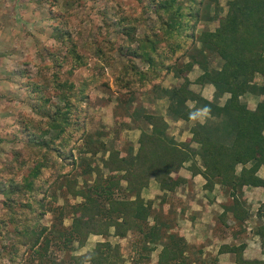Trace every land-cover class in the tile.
<instances>
[{"label": "trees", "instance_id": "16d2710c", "mask_svg": "<svg viewBox=\"0 0 264 264\" xmlns=\"http://www.w3.org/2000/svg\"><path fill=\"white\" fill-rule=\"evenodd\" d=\"M204 1L151 0L149 6L155 12L158 23L148 28L141 38L135 36L132 23L136 18L144 21L142 12L136 18L118 17L124 35L118 47L125 46L127 51L124 67L118 69L113 77L116 90L130 95L136 89L159 90L168 99L167 113L173 119L188 121L200 110H207L206 120L191 127L188 141L177 142L169 137L165 119L151 113L143 115L150 129L141 130L139 145L133 154L106 148L105 143L98 139L99 135H84V103H87L88 89L96 85L94 78L83 81L79 86L60 84L58 89L63 105L52 113H44L45 119L24 124L26 139L21 148L10 149L8 175L4 173L5 169L0 171V176L1 173L5 175L0 181L3 197L0 211L4 215L0 226L12 224L13 227L14 243L10 245L12 254L8 255L12 263L21 261L26 249L34 250L41 260L48 252L51 237L46 236V226L38 227V220L47 211V196L56 200V195L50 192L51 187L74 169L76 161L72 151L83 136L85 153L91 156L104 154L101 163L108 170V175L95 165L88 166L84 171L94 174L91 186L87 187L84 183L77 189L76 180H66L69 193L81 198L72 205L74 216L67 232L56 231L69 244L77 241L78 247H82L90 235H108L110 228H113L114 236L120 238L129 231L138 230L143 235L144 250L150 252L157 246L161 247L156 264H183L186 247L181 243L182 239L174 233L163 239L162 228L166 224L157 215L151 225L143 227L150 216L152 201L145 200L141 191L148 186L150 177L164 192L174 191L185 184L187 179L178 172L186 162H189L187 168L192 175L203 177L202 187L205 190L212 191L219 185L232 196L231 202L224 205L221 214L223 222L227 213H231L234 221L241 224L250 217L242 198V189L245 186L264 187V178L258 175L260 166L264 164V101L250 110L242 97L246 93L264 94V0H229L224 15H220L222 7L218 0H206L205 9L208 12L204 17L212 21L217 19L218 25L213 31H202L195 36L196 23L200 19L199 8ZM156 30L166 34L168 53L159 46L160 40L152 36ZM53 34L58 40L68 38V33L57 28ZM135 41L137 45L133 48ZM194 41L200 46L189 49ZM107 48L112 49V45ZM97 51L103 54L100 48ZM208 54L216 55L220 63L212 65ZM73 55L75 66L85 65L79 53L73 51ZM184 56L189 60L179 66L178 62ZM134 57H140L148 65L147 69L137 71L132 61ZM194 65L201 70L195 82L214 87L212 99L190 88L186 74ZM170 72L181 76L183 82L178 87L167 89L162 86V81ZM256 76L261 78L260 83L256 82ZM224 95L227 97L220 104ZM41 100V105L47 102L45 97ZM189 102L193 104L188 105ZM40 108L36 104L32 110L43 114ZM132 114L133 119L139 117L134 109ZM48 135L49 138H46ZM192 142L199 145L198 150L191 148ZM24 170L26 173H22ZM121 181L125 182V194L119 197L117 195L122 193ZM18 200L19 211H15L13 207ZM28 213L36 215L35 223L27 221ZM255 215L258 221L255 234L264 253V201L259 204ZM59 216H63L62 209ZM147 244L152 247L148 249ZM244 247L243 243L223 245L219 247V252L234 253L237 264H264L261 260H244ZM70 259L67 264H122L118 244L111 245L108 240L98 241L93 250L71 255ZM210 264H216L215 259Z\"/></svg>", "mask_w": 264, "mask_h": 264}, {"label": "rangeland", "instance_id": "374dc122", "mask_svg": "<svg viewBox=\"0 0 264 264\" xmlns=\"http://www.w3.org/2000/svg\"><path fill=\"white\" fill-rule=\"evenodd\" d=\"M184 1L186 0H181L183 3ZM227 1L229 0H218L222 7L220 15L225 14ZM205 3L206 0L199 8L200 19L196 23L195 36L202 31H213L218 25L217 19L212 21L204 17L208 12L205 9L207 5ZM149 5H151V0H0V171L5 169L4 173H9L7 169L9 151L12 148H21L26 139L24 124L45 119L44 113H52L57 107L63 105V99L58 89V86L63 83H73L74 86H79L83 81L95 79L96 85L88 89L87 103H84L86 106L84 135H99L98 139L105 143L106 148L112 149V142L117 147H123L129 141L136 144L137 147L139 144L136 135L139 131L136 125L140 121L147 125L143 118L145 113L162 116L171 121L172 116L167 113L166 109L169 104L168 99L162 96L159 90L136 89L130 95L117 91L113 83L115 73L126 63L124 54L127 51L125 46L118 47L124 39L118 17L124 15L134 18L142 12L144 21L141 22L135 17L136 20L132 23L136 30L135 36L141 38L148 28L158 23L156 14ZM212 13L211 8L210 14ZM55 28L68 33V38L65 40L55 38L53 34ZM152 36L160 40L159 46L168 53L169 48L165 44L166 34L156 30ZM108 45H112V49H108ZM136 45L135 41L132 47L135 48ZM194 46L198 47L200 43L194 41L189 49ZM98 48L103 51V54L98 53ZM73 51L81 55L85 60V65L75 66ZM208 55L212 65L217 66L220 63L216 55ZM188 60L189 57L184 56L179 60L180 64L178 65L181 66ZM132 61L137 71L146 70L148 67L140 57H134ZM200 73V68L194 65L186 74L191 89L203 88L195 82ZM164 77L162 86L167 89L178 87L183 82L181 76L177 77L172 72ZM42 97L47 98V102L41 105ZM154 98L159 100V109L151 111L144 108L143 102L147 99L153 101ZM130 99L132 101H129ZM36 104L41 107L43 114L35 113L32 110ZM188 105H192V102H189ZM133 109L137 111L139 116L137 119L132 118ZM157 111L165 115L163 116ZM204 113L206 112L198 117L202 121ZM189 123L186 125H193L192 122ZM168 128L169 126L166 129L167 133ZM83 137L78 139L75 149L72 151L76 161L74 169L57 185L51 187L50 192L56 195V200H53L50 195L47 196L45 200L47 211L38 220V227L46 226L48 229L46 236L51 237L48 252L41 260L34 250L26 249L21 261L12 263L8 255L12 254L10 245L14 243L12 239L15 234L12 224H8L6 227L0 226V264H55L57 262L67 264L71 260V255L91 251L98 241L104 240H108L111 245L118 244L122 264H156L161 247L157 246L150 252L144 250L143 235L138 230L129 231L125 237L120 238L114 236L113 228H110L108 235H90L82 247H78L77 241L69 244L63 236H58L57 230L61 229L67 232L74 216L72 205L81 200L80 197H74L69 193L65 185L66 180H76L75 188L77 189L83 187L84 183L87 187L91 186L94 174L84 171L88 166L94 167L95 165L101 168L104 175H108V170L101 163V157L104 154L99 153L91 156L89 153H85ZM46 138H49V135ZM188 165L189 162H186L183 166ZM22 173H26V170ZM12 174L18 176L17 173ZM4 177L5 175L1 173L0 181H3ZM120 183H122V193L117 195L119 197L125 194L123 189L125 182L121 181ZM149 183L151 186L148 184L150 187L147 186V189L144 188L141 191L145 200L152 201L150 216L147 224H144L143 227L151 225L154 216L157 215L159 220L166 224L162 228L163 239H166L169 233H174L182 239L181 243L186 247L183 264H193V262L194 264H210L213 261L212 256L202 258V255H196L198 251L202 253V245H205L209 239L202 244L189 243L184 235H181L184 230L183 223L191 215L201 220L198 212L206 203L210 205L213 203V205L209 206L210 210L205 213V217L208 215L210 219H215L214 222H223L221 214L224 205L229 204L232 200L230 193L223 188L225 192H215L217 196L214 197L215 194H207L203 187L198 188L192 180L181 184L170 192L162 191L153 177H150ZM220 189L222 188L220 187ZM198 191L200 192L199 196ZM212 196L213 202L210 200ZM21 199L26 201L25 198ZM2 201L3 197L0 194V208ZM258 206L256 199L253 204L245 202L250 217L242 224L235 222L231 213H227L225 222L227 221L239 234L242 233L239 240L237 239L235 242L230 240L235 243L234 245L245 241V237L253 238V229L258 224L255 215ZM13 208L15 211H19V200ZM61 209L63 216H59ZM26 217L31 224L37 220L33 213H28ZM1 218L4 219L2 211H0ZM17 219L18 217L15 221ZM223 231L228 232V230ZM192 241L197 243L195 242L196 238ZM146 246L148 249L152 247L148 244ZM40 248L41 245L38 248L39 251ZM214 249L209 248L210 251H214Z\"/></svg>", "mask_w": 264, "mask_h": 264}, {"label": "crops", "instance_id": "0c3cea01", "mask_svg": "<svg viewBox=\"0 0 264 264\" xmlns=\"http://www.w3.org/2000/svg\"><path fill=\"white\" fill-rule=\"evenodd\" d=\"M255 80L257 83H260L261 78L259 76H256ZM200 86H202L203 88L198 89V90H195V89H192V90L200 93L203 97H205L207 99H212L213 95H214V87L211 84H205V85H200ZM226 97H227V95H224L222 97V98H224L223 101H221L222 98H220L219 103L223 104ZM242 100L244 102H246L248 109L254 110L258 102L264 101V94L258 95V94L246 93L242 97ZM158 101L159 100L157 98H154L153 101H150L149 99H147L146 101L143 102L144 108L150 109L151 111L159 109L158 108ZM166 109H167V106H166ZM157 112H160V111H157ZM203 112H205V111L200 110L195 117L191 118L188 121H185L183 119H172V118H171V121H169L168 118H165V121L167 122V124L169 126L168 133L166 131L167 135L169 137L173 138L174 140L178 141V142H183L187 139H190L191 138V132H190L191 127L193 125H195L196 123H203L206 120V117H207L206 113H204L205 115H204V117H202L203 121L200 118H198V117H200V114H203ZM161 114L163 116L165 115L164 113H161ZM189 122H192L193 125L192 126L186 125L187 123L190 124ZM136 126H137L136 128L139 132L141 129H144V130L150 129V126L145 125L144 122H142V121H140V123ZM139 132L136 135V139H138ZM110 140H112V139H110ZM190 146L194 150H198V148H199V145L196 142H192L190 144ZM137 147H136V144L130 143V141L128 142L127 145H124L123 147H117L112 142V148L119 149L121 151V153H124V154L135 153ZM104 158H106V157H104ZM239 168H240V166L237 167V169H239ZM178 173L182 177L186 178L187 182L189 180H192V182H194L198 186V188L202 187L204 184L203 177L200 174L192 175V173L187 168V166H182L179 169ZM258 175L261 178H264V164L260 166V168L258 170ZM150 183H149V185L151 186ZM150 186H148V187H150ZM220 187H219V185H216L213 188L212 192L205 190V189H203V190L205 192H207V194H209V195L215 194L214 197H216L217 193H215V192H218V193H223V191L225 192V190L222 187H221L222 189H220ZM197 193L199 196L200 192L198 191ZM242 198H243V200H245L246 203L249 202L252 204L254 203V201L256 199V203H257V205H259L261 202L264 201V187H261V186H258V187L245 186L242 189ZM210 200L213 202V200H214L213 196ZM212 205H213V203L211 205L206 203L204 206H202V210H199L198 214L201 216V220L194 217V215H191L189 217V219L184 220L185 221V223H183L184 226L182 225L184 227V230L182 231L181 235H184V238H186L189 243H193V244H202L205 242V240L209 239L205 243V245H202V248H201L202 253H201V251H198L199 253L196 252L197 256L202 255V258H205V256H209V257L212 256L213 259H215L216 264H237L235 261V254L234 253L229 252V251L219 252V247L223 246V245H229V246L234 245L235 243H232V242H235L237 239L239 240L240 235H242V233L239 234L238 232H236V230L233 229V227H231L227 223V221L225 223L221 222V221L214 222L215 219H210L208 217V215H206V217H205V213H208L210 210L209 206H212ZM255 228H256V226H255ZM255 228L253 229L254 230L253 231L254 232L253 238L249 239V238L245 237L246 238L245 241L241 242V243L245 244V247L242 251V258L244 260H261V261H264V253L261 250L259 237L257 234H255ZM223 230H225V231L228 230V232H224ZM194 238H196L195 242H197V243H194V241H192V239H194ZM237 244H239V243H237ZM210 247L215 248L214 251L213 250L210 251L209 250ZM208 252H211V253L209 254ZM193 264H194V262H193Z\"/></svg>", "mask_w": 264, "mask_h": 264}, {"label": "clouds", "instance_id": "9594fccd", "mask_svg": "<svg viewBox=\"0 0 264 264\" xmlns=\"http://www.w3.org/2000/svg\"><path fill=\"white\" fill-rule=\"evenodd\" d=\"M205 111H207V110H205Z\"/></svg>", "mask_w": 264, "mask_h": 264}]
</instances>
